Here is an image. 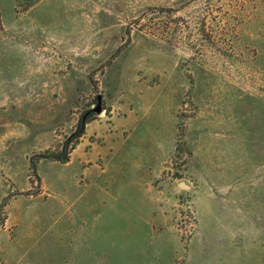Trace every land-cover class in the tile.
Listing matches in <instances>:
<instances>
[{
  "label": "rangeland",
  "instance_id": "rangeland-1",
  "mask_svg": "<svg viewBox=\"0 0 264 264\" xmlns=\"http://www.w3.org/2000/svg\"><path fill=\"white\" fill-rule=\"evenodd\" d=\"M91 112L86 149L164 160L41 156ZM0 264H264V0H0Z\"/></svg>",
  "mask_w": 264,
  "mask_h": 264
},
{
  "label": "crops",
  "instance_id": "crops-1",
  "mask_svg": "<svg viewBox=\"0 0 264 264\" xmlns=\"http://www.w3.org/2000/svg\"><path fill=\"white\" fill-rule=\"evenodd\" d=\"M126 129V127H125ZM123 127H118L117 129H114V131H124ZM88 129L85 132V134L82 136L80 142L77 144V147L72 151L71 153V159L72 161L75 156H77V159L79 161V164L82 167H85L88 170H93L97 168V172H104V173H121L126 172L128 175H133L136 173V171L143 169L144 173L149 174L150 173V167L152 165H156L164 160V153L160 157V160L156 162L155 164H151L153 162L145 160H132L130 158L131 154L134 153L135 148L134 145L135 142H127L126 138L124 136V139L120 141L119 143H112L108 146L107 149L101 150V151H93L94 146H90L89 149H86L87 142H88ZM139 143V142H138ZM162 149H163V141L160 143ZM82 149L80 153L78 154L77 151ZM95 155L93 156L92 154ZM145 156V155H144ZM69 161V162H70ZM145 161V162H144ZM68 163V162H67ZM104 191H108V188H103ZM107 193V192H106ZM109 198V196L106 198V200ZM109 200L106 202L108 205Z\"/></svg>",
  "mask_w": 264,
  "mask_h": 264
},
{
  "label": "trees",
  "instance_id": "trees-1",
  "mask_svg": "<svg viewBox=\"0 0 264 264\" xmlns=\"http://www.w3.org/2000/svg\"><path fill=\"white\" fill-rule=\"evenodd\" d=\"M171 11L172 9L169 7H151L147 11H145L143 15L137 17L134 21V24L137 28L145 30L152 34H167L171 23ZM132 29L133 26L129 25L127 28V32L131 34ZM94 114L95 112H91V114H87L80 119L76 131L73 132L72 135L64 141L61 150L51 151L42 154L41 156L51 158L52 160L59 161L62 163L69 162L71 159L72 151L77 147V144L80 142V139L85 134L86 125L91 120ZM31 166L33 172L39 178V175L37 174V163L31 161Z\"/></svg>",
  "mask_w": 264,
  "mask_h": 264
},
{
  "label": "water",
  "instance_id": "water-1",
  "mask_svg": "<svg viewBox=\"0 0 264 264\" xmlns=\"http://www.w3.org/2000/svg\"><path fill=\"white\" fill-rule=\"evenodd\" d=\"M102 98H103V96H102L101 94L98 95V105H97V107L94 109L95 112H97V113H101V111H102V107H101Z\"/></svg>",
  "mask_w": 264,
  "mask_h": 264
}]
</instances>
